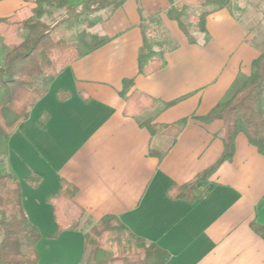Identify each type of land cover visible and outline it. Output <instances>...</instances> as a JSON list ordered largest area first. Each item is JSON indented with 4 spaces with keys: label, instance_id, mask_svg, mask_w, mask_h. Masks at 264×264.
<instances>
[{
    "label": "crops",
    "instance_id": "0c3cea01",
    "mask_svg": "<svg viewBox=\"0 0 264 264\" xmlns=\"http://www.w3.org/2000/svg\"><path fill=\"white\" fill-rule=\"evenodd\" d=\"M34 6L0 0V18ZM169 6L168 0H124L90 26L87 32L110 41L61 70L9 137L4 168L18 179L24 211L39 231V264H82L89 253L84 232L106 215L164 249V264H264V238L251 226H264V156L243 132L230 161L197 184L200 198L167 196L171 185L187 183L221 156L223 122L190 117L209 113L239 72L250 73L260 51L231 0L229 8L206 16V31L194 32L193 43L166 16ZM154 16L176 47L164 52L162 68L141 75V17ZM3 44L0 36V64ZM124 79H133L129 93L155 100L137 116L124 114ZM59 91L69 96L59 100ZM183 118L170 150L161 159L151 154L165 149L170 137L141 123L172 125ZM32 174L41 178L35 186L27 181ZM61 180L76 188L74 201L85 215L77 228L59 231L47 200L58 195Z\"/></svg>",
    "mask_w": 264,
    "mask_h": 264
},
{
    "label": "trees",
    "instance_id": "16d2710c",
    "mask_svg": "<svg viewBox=\"0 0 264 264\" xmlns=\"http://www.w3.org/2000/svg\"><path fill=\"white\" fill-rule=\"evenodd\" d=\"M34 3V7L25 12L19 10L11 17L0 18V36L4 39L6 51L0 64V264H39L36 244L40 238L38 229L30 223L22 204L21 187L16 176L4 168V156L7 142L19 123L29 116L31 107L46 94L47 87L58 73L77 59L107 43L109 38L83 31L75 41L67 42L55 39L53 32L60 25L72 26L84 17L101 11L112 13L124 0H80L70 4L67 0H24ZM166 16L177 22L180 30L190 43L195 41L194 32H205L206 16L213 11L229 8L230 0H168ZM211 6L195 18H183L185 6ZM50 8L65 9L64 14L48 25L43 17L50 13ZM109 13V14H110ZM102 21L100 17L89 20L87 27ZM160 17H141L143 43L138 53V73L147 75L165 65L163 54L176 47L168 38L166 31L160 29ZM155 23L162 36L160 46L168 41L159 51L153 50V42L148 38L149 26ZM147 24V25H145ZM162 26V25H161ZM169 39V40H168ZM163 44V45H162ZM251 63L249 74L239 72L227 92L215 107L204 116L190 118L209 123L215 119L223 122L221 140L223 151L216 162L208 169L196 175L182 185H171L167 196L171 199L182 198L193 202L204 191L197 184L207 181L209 176L225 161H230L234 153L235 137L243 132L248 142L264 156V50ZM43 87L38 88V82ZM133 79H124L119 92L125 101V115L137 116L144 108L152 106L153 98L140 91L129 93ZM68 92L59 91L57 97L64 100ZM170 104V103H169ZM166 104L165 106L169 105ZM45 118H42L44 121ZM188 118H183L172 125H159L150 122L141 123L151 133L161 130L169 135L170 141L162 151L150 153L161 159L176 138ZM41 178L37 174L27 177L35 186ZM76 188L61 180L58 195L47 202L53 207L54 219L58 230L75 229L83 219L84 210L75 201ZM252 229L264 238V226L252 224ZM84 243L89 253L82 264H164L169 254L154 243L136 236L118 217L103 216L90 229L84 232Z\"/></svg>",
    "mask_w": 264,
    "mask_h": 264
},
{
    "label": "rangeland",
    "instance_id": "374dc122",
    "mask_svg": "<svg viewBox=\"0 0 264 264\" xmlns=\"http://www.w3.org/2000/svg\"><path fill=\"white\" fill-rule=\"evenodd\" d=\"M70 4L78 3L80 0H67ZM231 7L233 9V12L237 15V18L243 23L245 26V29L247 30V33L251 36V40L254 45L257 46L258 50L261 52L264 50V0H231ZM211 6L207 7H201V6H190L188 5L187 9L183 13V18H189L190 21L196 22L195 18L199 15L201 11L204 9H209ZM50 13L43 17V21L50 25L53 23L54 20L60 18L64 12L65 9L60 8H50ZM109 12V10H101L98 12H95L91 14L90 16H87L82 21L75 22L71 27L68 25H60L57 27V29L53 32V37L55 39H62L67 42L75 41L76 36L83 32L88 31L89 27H87L89 20L93 19V17H104ZM100 16H97V15ZM147 25V24H145ZM160 29L166 31V34L168 35V38L171 39L170 34L168 31L161 26L160 22ZM149 26L150 31L148 32V38L154 43L152 48L155 51H159L165 46H169L168 41L165 42V45L160 46L159 44L162 42V36L160 35V32L156 29V24L153 23ZM168 39V40H169ZM172 40V39H171ZM38 88L43 87V82L40 81L37 84ZM94 225V224H93ZM92 225V226H93ZM91 226V227H92ZM90 227V228H91ZM89 228V229H90ZM1 232H0V240H1ZM112 264H120L119 261H114Z\"/></svg>",
    "mask_w": 264,
    "mask_h": 264
}]
</instances>
